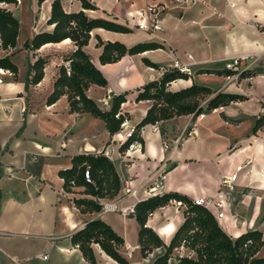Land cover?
Here are the masks:
<instances>
[{
    "label": "crops",
    "instance_id": "obj_1",
    "mask_svg": "<svg viewBox=\"0 0 264 264\" xmlns=\"http://www.w3.org/2000/svg\"><path fill=\"white\" fill-rule=\"evenodd\" d=\"M54 1L45 0L41 4L36 20L27 31L16 14L21 0H17L14 7L13 4L5 7L19 21L20 28L15 48L4 50L0 45V58L11 56L19 69L17 78L4 71L0 73V264H89L72 244L71 236L94 219L103 220L124 239L120 253L130 264H154L165 253V248H157L148 258H143L140 225L134 215H125L121 211L151 197L146 189L161 168L166 169L164 193L177 192L194 200L215 195L223 176L233 174L237 167L245 165L235 192L239 196L225 211V222L229 225L226 232L237 238L259 226L264 234V222L259 224L263 208L261 197L264 196V132L252 133L256 119L264 114V0H149L146 7L139 6L136 0H91L98 10H84L90 19L113 20L132 31L123 34L95 29L89 45L84 48L108 81L105 88L92 85L87 95L101 109L110 110L114 95L127 93L121 113L128 114L129 120L113 136L103 121L90 114L71 113L67 96L51 106L46 105L61 67L64 65L69 69L65 58L76 50V46L70 39L47 44L35 51L26 50L24 46L37 34L53 32L55 26L48 25V20ZM60 1L66 13L83 10L78 0ZM153 5H165L170 13L159 23L161 30L152 32L149 28L154 17L148 9ZM179 34L183 40L191 34L192 46L183 42L174 45ZM97 37L103 42H119L128 48L139 43L157 42L164 45V49L127 55L118 63L102 65L99 60L102 48L97 47ZM188 55H192L197 63L192 68V76L173 82L169 90L179 91L198 84L213 91L242 95L247 100L207 112L196 120L190 115L160 122L159 132L147 125L141 134L142 150L129 158L125 155L128 148L124 152L120 148L152 104L137 102L139 90L147 83L159 80L163 70L175 67L177 61L190 64ZM246 55L257 57L253 70L260 73L256 76L199 74L204 70L224 71L229 60ZM38 58L47 61L45 76L28 94L27 73ZM145 59L159 68L147 66ZM108 95L111 99H107ZM27 99L34 108L28 112ZM193 123L197 126L198 138L182 139ZM246 123L249 124L247 133H234ZM63 141L66 143L64 148ZM166 145L170 149H165ZM101 153L113 162L121 183L133 179L134 185L140 186L139 194L127 197L121 190L116 198L102 201V204H115L119 209L117 212L82 214L72 199L88 197L83 194L84 188H75L74 194L67 193L59 173L71 168L72 158L77 155ZM245 189L251 191L244 193ZM250 203L252 216L244 230L236 232L240 230L238 225L244 222L239 213ZM185 209L180 202H172L153 212L147 226L169 245L185 220ZM93 249L97 264H118L97 245ZM186 250L181 248L169 264H176L178 255L186 256L180 254ZM258 255L262 256V253Z\"/></svg>",
    "mask_w": 264,
    "mask_h": 264
},
{
    "label": "trees",
    "instance_id": "obj_2",
    "mask_svg": "<svg viewBox=\"0 0 264 264\" xmlns=\"http://www.w3.org/2000/svg\"><path fill=\"white\" fill-rule=\"evenodd\" d=\"M44 1L39 0V5ZM78 1L81 2L83 10L66 13L61 1L55 0L48 20V25L55 26L53 32L37 34L31 42L25 44L24 48L35 51L47 44H57L70 39L75 44L76 50L65 58V62L69 63V69L64 65L61 67L54 91L46 99V105L51 106L61 97L67 96L71 113L90 114L103 121L106 129L113 136L121 131L123 124L129 120L128 114L121 113V106L127 102V93L114 95L110 110L101 109L87 95L92 85L105 88L108 86V81L93 64L91 56L85 52L84 48L89 45L91 33L95 29L123 34H129L132 31L113 20L90 19L84 10L97 11L98 7L91 0ZM0 3L16 4L17 0H0ZM19 28L20 23L13 13L6 8H0V41L4 50L17 46ZM97 39V47L102 48L99 58L102 65L118 63L127 55L133 56L150 50L164 49V45L157 42L139 43L128 48L119 42H103L100 37ZM144 62L149 67L159 68L147 59ZM46 64L45 59L38 58L29 67L26 77L28 94L43 80ZM0 70L9 71L14 78L18 77L19 69L11 56L0 58ZM163 71L159 80L149 82L139 90L137 102L149 101L152 104L146 116L136 126L132 137L121 146V152H124L134 140L139 139L143 142L140 132L147 125L190 115H193L196 120L207 112L247 100L242 95L217 92L198 84L179 91H171L169 86L173 82L179 79L188 80L191 76L176 68H167ZM259 73L252 69L241 73L239 77H253ZM199 74L230 76L235 75V72L226 69L224 71L204 70ZM213 95L214 97L203 105ZM30 104V99H27V112L34 109ZM117 115H119L118 118ZM259 132H264V114L256 119L252 130L254 135ZM86 170H90L92 183H88L84 177ZM59 174L64 180V190L67 193L74 194L75 188H84L83 194L89 198L74 197L72 199L74 206L82 214L101 212L102 201L116 198L122 190V183L115 166L104 153L77 155L72 158V167L60 171ZM172 202H180L186 206L185 220L175 232L170 244L166 245L159 235L147 226V221L150 214ZM134 210V216L140 225L139 243L142 257L148 258L155 249L165 248V253L158 257L154 264H169L174 252L181 248L187 249L190 253L187 256L178 255L176 264H264V258L258 255L264 247V234L261 230H249L233 238L221 227L209 210L195 205L193 200L180 193H164L161 196L139 201ZM71 242L80 250L89 264L98 263L93 249L95 245H98L118 264H130L120 253V248L125 244L124 239L101 219L88 221L81 230L71 236Z\"/></svg>",
    "mask_w": 264,
    "mask_h": 264
},
{
    "label": "built area",
    "instance_id": "obj_3",
    "mask_svg": "<svg viewBox=\"0 0 264 264\" xmlns=\"http://www.w3.org/2000/svg\"><path fill=\"white\" fill-rule=\"evenodd\" d=\"M6 6L7 4L0 3V8H5ZM152 8L153 7H149L148 9L149 14L151 13V11H154ZM140 16H143V13H140ZM144 20L145 19L143 18V21ZM155 28L157 30L160 29L159 26H155ZM0 45H1V41H0ZM187 57L191 61L190 64H184V63L177 61L175 63V67H172V68H176L180 72L192 76L193 74L192 68L197 63L192 57V55H188ZM256 62H257V57L255 56L246 55L242 57H237V58H233L229 60L225 65V69L228 71L235 72V76L238 77L241 73L254 69ZM3 71L4 70H0V73H3ZM4 72L10 73L9 71H4ZM1 82L2 80L0 79V83ZM107 99H111V96L108 95ZM118 117L119 115H117V118ZM152 129L154 132H159L160 129H159L158 123L152 125ZM142 130L140 132V135L142 134ZM134 132H135V129H132L128 133V137L129 138L132 137ZM198 136H199V133H198L197 126L193 123L191 127L189 128V130L186 132V134L183 135L181 138L187 139V140H190V139L195 140L198 138ZM175 144L177 148L179 145V139L176 140ZM65 145H66L65 141H63L62 148H64ZM142 148H143V142L139 139L134 140L129 145L128 149L125 152V155L130 158L133 153L137 151H141ZM171 148H173V146ZM165 149H170V147L166 145ZM245 168H246L245 165L239 166L236 168L235 173L223 176L219 190L216 192L215 195L210 196V197H200V198H196L193 200L195 205L204 207L207 210H209L214 215L216 220L219 222V224L225 231L228 230L229 228V225L225 222V219H226L225 211H226V208L230 207V204H231L230 200L232 199L233 194L237 191V187H238L237 183L239 179V174L243 170H245ZM0 171H1V147H0ZM263 175H264V170H263ZM84 177L88 183H92L90 170L85 171ZM165 179H166V169L161 168V170L158 172L156 179L153 181L151 185L147 187L146 193L150 195L151 197L163 195ZM139 189H140V186L134 185L133 179H127L122 183V191L127 197H137L139 194ZM118 210L119 209L115 204L105 203V204H102V211L100 213L117 212ZM121 212L125 215H134L135 210H134V207H130L126 210H122ZM45 258L47 259V257Z\"/></svg>",
    "mask_w": 264,
    "mask_h": 264
},
{
    "label": "rangeland",
    "instance_id": "obj_4",
    "mask_svg": "<svg viewBox=\"0 0 264 264\" xmlns=\"http://www.w3.org/2000/svg\"><path fill=\"white\" fill-rule=\"evenodd\" d=\"M148 1L149 0H136V2L141 7H146V5L148 4ZM14 5L15 4H13V7H14ZM150 7H153L152 9L154 11H151L152 14L150 13V15H153L154 18H153V20L150 21L151 26H150L149 30H152V32L155 31V30L159 31V30H161V27H160L159 23L162 21V19H164L165 16H167L170 13L169 12V8H166L165 5H153V6H150ZM40 9H41V5H39V0H21L20 9L17 10L16 14L18 15V18H20V20L22 22V27H23L24 31H27L31 27V25L34 22V20H36V18L38 16V11ZM143 25H145V23H143ZM155 26H159L160 29L157 30L155 28ZM178 33H180V32L178 31ZM178 38H179L178 42L177 41H173L174 45L178 44L179 42H183L187 46H192L191 34H187V37L184 40L182 39V36L180 34L178 35ZM201 38H204V36L201 35ZM248 131H249V124L246 123L241 129L237 130L234 133L245 134ZM248 191H251V190L250 189H245L244 193H248ZM234 195H235V198L232 197V199L230 200V203H231L230 207L233 206V203L237 200V197L239 196V194H237V193H235ZM261 199H262V203H263V208H262V211H261V214H260V217H259V224L264 222V196H262ZM247 207L248 208H246L243 212L239 213V218L243 219L244 222H242L241 224L238 225V228H240V230H237L236 232L243 231L245 226L247 225L248 218L250 216H252L251 203L247 204ZM257 229H260V227L257 226ZM179 250L180 249H178V250H176L174 252L172 258H174V255L177 254ZM189 253H190V251H188V250L180 252V254H185L186 256ZM260 253H262L261 258H264V250L260 251Z\"/></svg>",
    "mask_w": 264,
    "mask_h": 264
}]
</instances>
